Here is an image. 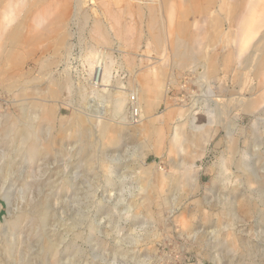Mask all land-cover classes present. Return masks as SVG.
I'll list each match as a JSON object with an SVG mask.
<instances>
[{"label": "rangeland", "instance_id": "1", "mask_svg": "<svg viewBox=\"0 0 264 264\" xmlns=\"http://www.w3.org/2000/svg\"><path fill=\"white\" fill-rule=\"evenodd\" d=\"M3 1L0 42L6 43L13 57L7 63L0 56V74L9 71L19 75L16 85L9 84L0 75L1 123L4 124L7 117L19 118L21 108L35 102L53 105L59 122L73 120L77 109L93 115L105 102L108 107L105 117L113 129L103 134L94 119L84 117L81 126L88 129L89 166L82 162L81 145L69 139V133L51 132L58 140L55 146H48L46 132L40 142L45 151L42 150L34 167L23 164L22 156H14L9 142L0 148V154H4L0 155L2 165L7 166L12 161L17 171H25V181L42 178L39 189L35 185L26 188L24 181L13 187L12 178L9 179L12 200L8 201L0 193V223L11 209H16L19 215L29 203H45L48 207L44 234L36 232L37 228L32 231L21 226L15 228L13 220L8 230L16 231L15 258L11 260L0 237V264H19L20 260L28 264H264V69L254 72L252 68L241 67L238 52L243 45H247V49L250 46L244 42L238 44L237 37L232 38L229 45L214 44L206 50L221 64L232 63L234 71L228 75L222 70L213 74L206 59L198 64L191 61L179 68L172 60L171 44L172 36L180 33L181 25L187 26L193 37L205 17L214 20L217 32L225 35L222 41L231 31L237 32L239 37L241 28L235 29V25L245 23L243 12L247 6L248 11L254 8L242 40H249L250 34L255 43L264 37V0H257L255 5L251 4L255 0H241L243 4L237 14L243 17V23L230 20L227 5L231 0H202L206 9L201 12L192 9L183 12L180 7L171 9L159 5L161 0H155L154 8L148 6L152 0H139L138 4L136 0H121L131 6L71 10L66 12L63 23L52 26H48L49 20L65 12L58 8L14 9L11 0ZM81 17L89 19L82 22ZM39 31L50 35L42 44L36 37ZM12 33L19 41L16 47L6 38ZM54 33L59 38L58 55H55L56 50L49 52L55 41ZM99 56H105L106 61L113 59V67L117 69L112 84L102 87L112 93L119 91V82L129 86L135 76L154 82L160 77L159 70L165 69L166 106L161 104L155 117L150 115L152 120L146 133L139 135L126 130L124 123L112 113L114 97L107 95L104 99L90 95L92 88L82 80L83 73L93 74ZM126 56L136 65L132 69L136 70L133 77L120 69L119 61ZM53 59L57 64H53V71H43L44 64L47 66L48 60ZM51 78L55 83H51ZM173 78L176 82L172 84ZM65 79L72 80V89L52 95V89L57 90ZM83 87L89 90L87 96L81 94ZM209 90L214 92L212 99L216 102L234 98L228 130L219 124H208L205 110L211 104ZM240 102L251 103V109L244 111ZM34 112L39 113V110ZM130 117L131 110L128 123H131ZM192 117L196 118L197 126H206L214 134L206 155L194 166L199 186L193 193L190 187L184 186L188 176L186 168L190 165L181 164L194 150L189 146L197 136L191 129ZM234 123L236 125H232ZM73 124L79 126L76 119ZM40 125L45 126V123ZM177 127H180L179 140L188 145L185 151L174 148ZM227 131L231 132L239 149L247 152L245 157L228 153ZM103 136L118 141L111 142ZM184 138L189 140L184 143ZM224 160L228 171L223 167ZM244 165H248L249 172ZM248 173L260 182L248 183L245 179ZM177 176L181 177L180 181L175 179ZM69 177L76 187V202L71 199ZM5 179L0 177V183ZM63 213L66 217H76L81 236L74 238L68 234L69 241L64 246L68 249L60 256L59 263H55L42 252L47 251L50 241H55L51 230L54 226L62 227ZM64 223L69 225L71 220ZM86 224L90 225L87 244Z\"/></svg>", "mask_w": 264, "mask_h": 264}, {"label": "bare ground", "instance_id": "2", "mask_svg": "<svg viewBox=\"0 0 264 264\" xmlns=\"http://www.w3.org/2000/svg\"><path fill=\"white\" fill-rule=\"evenodd\" d=\"M199 1L200 0H182V1L180 0V2L176 4L175 1L161 0L159 5H163L171 9L179 8V7L181 9L183 8L188 9L190 6L199 5ZM135 2L136 4L141 3V1L139 0H136ZM2 3H4V1L0 0V5H2ZM155 3H156L155 0H152L148 6L150 8H154ZM253 3H256V1H254ZM117 5L122 6V7L123 6L129 7L131 6V3L127 1L124 2L121 0H111V1H105V0H11V6L14 9H23V10L29 11L31 9H34L35 7H40L41 9L42 8H45V9L46 8H58L62 10V12H65V14H61L60 16H55L51 18L49 20L48 26H52L54 23H58V22L63 23L66 19V12H69L71 10H76V11H82L85 9L88 10V7H95V8L104 7L107 9L110 6H117ZM88 19H89L88 17H83L82 19H80V21L82 20V22H87ZM241 20L243 21V17H241ZM42 22L45 23V19L44 21L42 20ZM172 37L176 41H178L176 58L179 59L181 62H186L187 60H190V58L192 57L191 45L183 42L182 34H178ZM6 38L8 40L9 39L11 40L10 42L13 47H16L19 44V41L15 33H12L10 36L9 34H7ZM202 43H203V38H200L195 43V46H192V48L195 49L196 47H200L199 45H201ZM5 45L6 43L0 42V56L5 58L7 63H9V60H12L13 56L10 54L9 49H6ZM216 58L217 57H214L213 62H212L213 66L215 65L214 69L218 68V65L216 64V62H218V58L217 60ZM76 63H79V61ZM76 63L73 64L74 67ZM113 64H114L113 59L110 58L108 61H106L105 56L103 57L99 56V58L96 60V65L94 67L93 74L90 73L89 75H87L88 74L87 73L86 75H84L83 73L82 80L86 83V85L90 84L89 86H91L92 88L90 91L91 92L90 95H93L96 98H104L107 95L114 97L113 109H112L113 111L112 113L114 114V116L119 118L124 123L127 131L142 135L148 131L150 122L152 120L151 116L146 117V115L148 116L149 114H151L150 112L152 109V104L149 101V98L147 97L148 96L147 93L141 92L139 89L136 88L134 84H132V82L134 81H131L129 86H127L123 82H119V86H121L119 91L113 92V93L110 92L108 88H102V87L110 86L115 78L114 76H115V72H117V69L113 67ZM196 64H198V62ZM16 65L17 63L15 64V66ZM81 69L84 70L85 68L82 67ZM98 73H99V80L96 81L97 83H95L94 81ZM0 75L3 78V80L9 82V84L11 85L17 84V76L19 74L17 73L13 74V73H9V71H4ZM86 76H88V78H86ZM51 83H55L54 78L52 79ZM72 86H74L72 85V80L65 79L64 82L60 84L59 88L58 89L56 88L57 90L52 89L51 94L55 95L60 90L62 91V93L63 91H70L72 89ZM81 92H82L81 93L82 95L85 94V96H87L89 90L86 87H83ZM165 93L167 94V92ZM209 96L211 97V100H210L211 104L208 105L207 109L205 110V113L208 119V124L210 125L219 124V125H222L225 128V130H228L229 129L228 116L230 114L229 111L234 106V101H233L234 98H229V99H226L220 102L213 101L212 98L215 97V94L214 92H212V90H209ZM240 103L242 104L241 109H243L244 111L246 109H251L250 108L252 105L251 103H248V104L247 103L245 104L244 102H240ZM106 107L102 103V105L97 107L96 109L97 111L96 112L94 111L95 113L93 112L94 113L93 115L85 114L83 110L77 109V112H75V115H74L75 118L73 117V120H69L67 122L66 121L59 122L56 117V113H55V109L53 105H47V104L42 105L41 103H36V102L32 103L31 105H29L28 107L24 109L21 108V111H20L21 116L19 118L15 119L12 117H7L6 120H4V124L1 123V121L3 120H0V148L6 146L7 143L9 142L10 146L13 149L12 154L14 156L15 155L22 156L24 160V162H22L23 164L25 165L30 164V166H33L35 165L34 163L38 162L37 160L40 159L42 155V150L45 151V148L40 142L42 141V138L46 132L48 133L47 137L49 139L48 146L50 145L55 146L58 140L57 136L50 135L51 132L57 131V134L69 133L71 137L69 139H73L76 144L81 145L82 150H80V154L82 153L81 155L82 162H85L86 165L89 166L88 162L90 158L89 157L90 156V143L88 139L89 138L88 129L82 127L81 125L85 122L84 117L86 116L88 118L94 119L95 122L98 123V127L100 128V131L103 134L110 133L111 130L113 129V125L110 124V122L105 117V115L107 114ZM134 108H137L139 110V118L137 122H134L133 120V109ZM37 109L39 110V113L34 112ZM130 110H131L130 119H131L132 124L127 122V120L129 119ZM3 117L5 116H2V118ZM74 119H76V123L79 125L78 127L77 125L73 124ZM195 120L196 118L192 117V121L190 124H191V129L193 130V133L197 134V136L193 138L191 142H189V146L192 145L194 150L193 152L188 153L185 159L181 160L182 161L181 164L183 166L190 165L189 167L186 168V171L188 172V176H187V183L184 184V186L190 187L189 189L191 193H193L195 191V188L199 186V178L194 171V166L196 165L198 160H201L206 155V152L208 151V146L211 144L212 139L214 138V134H212L211 131L207 129L206 126H200V127L197 126ZM41 123H45L46 128L45 126H41L40 125ZM232 125H236V123ZM179 128L177 127L175 129L174 148H182L185 151L187 149L186 147H188V145L185 142L188 141L189 139L187 138L183 139L185 144H183L181 139L179 140L178 138ZM103 137L104 139H107L108 141H111V142L118 141V139H113V137H108V136H103ZM227 138L228 139L226 142V147H227L228 153H230L231 155H240L241 158L247 155L246 151H242L241 149H239L236 140L233 139L232 134L229 131H227ZM10 153L11 152H9V154ZM0 155L3 156L4 154H0ZM19 166L17 167L19 168ZM223 167L226 171H228V169L226 168L225 160L223 161ZM247 167L248 165L246 166L244 165L243 168L245 169V171L249 172L247 170ZM225 170L224 172H226ZM24 172L25 171H21V170L17 171L16 166L14 165L12 161L9 164H7V166H5L4 164L2 165L0 161V177L4 176L6 178L3 184L0 183V193H3L5 198L8 201L12 200L11 197L13 194L9 192V179L11 178L12 179L10 180V184L13 187H15L20 182L24 181L26 188H29L35 185V188L38 187L39 189L40 185L38 183H40L42 178L32 180V182L25 181L24 175H23ZM191 172H193V174H191ZM31 173H32L31 176L35 177V174H33V172ZM42 176H45V175L43 174ZM77 177L78 176L75 177V180L78 179ZM69 179H70L69 188L71 189V192H72L71 199H72V202H76L77 201L76 187L71 177H69ZM175 179L177 181H180L181 177L177 176V178ZM245 179L248 183L260 182L259 178L255 177L252 173H248ZM86 195H88V192H86ZM71 199H69V201ZM59 209L61 210V208ZM47 212H48V207L45 205V203H37V202L35 204L29 203L28 208L24 209V211H22L19 215H17L16 209L14 210L11 209L9 212V215L5 218V221L3 223H0V237L1 239H3L2 240L4 243L3 245H6L7 247L8 251L6 252L11 257V260L15 258L13 246L18 243L15 238L16 231L10 233L8 230L13 220H15L14 225H13V226L16 225L15 228L21 226L23 227L22 229L24 230L29 229L31 231L33 228H37L35 229L36 232L44 234L45 228L47 227V216H48ZM63 215L64 217L60 218L61 226L63 228L60 226H57L56 228L54 226L52 228L51 231L54 233V238L56 239L55 241H50L48 243V247H47L48 249L46 252H42V254L49 255L55 263H59L60 256L68 249V248L66 249L64 248L65 244L69 241L68 234H72L74 238H79V236H81L79 230L77 231L78 220L76 219V217L73 218L71 215L66 217L65 213H63ZM67 219L71 220V223L69 225L64 223ZM88 222H89V219H88ZM84 229H86L85 243L87 244L88 243V231L90 229V225L86 224V227ZM18 263L28 264L26 261H23V260H20V262L18 261Z\"/></svg>", "mask_w": 264, "mask_h": 264}, {"label": "crops", "instance_id": "3", "mask_svg": "<svg viewBox=\"0 0 264 264\" xmlns=\"http://www.w3.org/2000/svg\"><path fill=\"white\" fill-rule=\"evenodd\" d=\"M182 1V0H181ZM232 3H230L229 5H227L225 3V7L230 6V20L234 19L236 20V22L238 23H243L244 21L241 20L242 16L238 17V11L239 9H241L243 1L241 0H231ZM230 1V2H231ZM257 3V0H255ZM178 2H180V0L175 1L176 4H178ZM254 2V1H252ZM253 5H255L256 3H252ZM227 5V6H226ZM252 5V6H253ZM254 7H251V9L248 11V6L245 12H243L245 14V23L242 24L241 26H237L235 25V29H238V27L241 28V33L238 37V33L235 31H231L228 35L225 41H222V38L225 36L222 34V32H217V30L215 29V27L213 26V24L215 22L211 21L209 18L205 17L204 19L201 20L200 24L198 25V29H197V33L192 37L187 29V26L185 25H181V29H180V33L182 34L183 37V42L190 44L191 45V54L192 57L190 58V60H187L186 62H181L179 59L176 58V54H177V45H178V41H176L174 38H172V57H173V61L175 63V65H177L179 68H183L186 67L191 61L193 62H199L202 59H206V63L209 65L211 72H213V74H216L217 72H220V70L224 71L226 75L229 74V72L234 71L233 65L231 62L226 63V64H221L219 61L216 62V64L218 65V68L214 69L213 66V58L215 56H211L210 54L208 55V52H206L207 48L212 47L214 44L217 45L219 43H222L223 45H229L232 42V38L237 37L238 38V44H248L250 46V49H247V45H243L239 52H238V61L241 65V67H243L244 69L246 68H252L253 71H259V70H263L264 69V37H262L258 42H254L253 36L249 34V40H242L243 36V30L247 29L249 27V22L248 20H251V12L252 9ZM188 9H192L195 12H201L204 11L206 8H203L202 6V0L199 1V5H193L190 6ZM188 9H182L183 12H185ZM225 9V8H224ZM221 12H223L222 10H220ZM249 12V16L246 17V14H248ZM235 13V15H234ZM232 15V16H231ZM57 34H53V47L51 49H49L50 51H55V55H58V41L59 38H57ZM37 39L39 44L44 43L45 40L50 37L49 34H46V31H39L37 33ZM203 38V43L201 45H199L200 47H196L195 49L192 48V46H195V43L200 39ZM196 57V58H195ZM54 58H56V56H54ZM155 59V58H154ZM242 59V60H241ZM197 60V61H196ZM217 60V58H216ZM179 61V62H178ZM45 62V61H44ZM245 62V63H243ZM53 64L54 66H56V62L55 60H51V62L48 60L47 62V66L46 64L44 67L43 71H53ZM120 64V69L123 72H129V74L132 75V77L134 75H136V70H132L134 67H136V65L133 62V59L130 57H125V60L119 61ZM128 67V68H127ZM130 70V71H129ZM160 77L157 78L154 82L150 81V80H141L140 78H137L135 76V78H133L132 80L134 81V85L136 86L137 89H139L141 92L147 93V97L149 98V101L152 104V109H151V114L155 117V111H157L161 104L166 106V88L164 87V75H165V69H160ZM236 72V71H235ZM126 75V74H125ZM263 75V74H262ZM235 76H238L237 74H235ZM239 77H242L241 75ZM129 82V81H128ZM170 82L175 83L176 80H170ZM243 83L240 81V84ZM116 88L118 89V86H116ZM103 105H106L105 102H103Z\"/></svg>", "mask_w": 264, "mask_h": 264}, {"label": "built area", "instance_id": "4", "mask_svg": "<svg viewBox=\"0 0 264 264\" xmlns=\"http://www.w3.org/2000/svg\"><path fill=\"white\" fill-rule=\"evenodd\" d=\"M99 80V73L97 75V77L95 78V83H97L96 81ZM138 118H139V110L137 108H134L133 109V120L134 122H137L138 121Z\"/></svg>", "mask_w": 264, "mask_h": 264}]
</instances>
